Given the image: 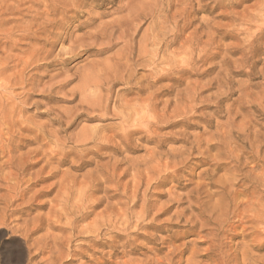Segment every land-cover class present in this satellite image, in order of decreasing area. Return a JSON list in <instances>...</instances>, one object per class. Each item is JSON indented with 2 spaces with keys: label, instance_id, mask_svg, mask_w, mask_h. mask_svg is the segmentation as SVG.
<instances>
[{
  "label": "rangeland",
  "instance_id": "rangeland-1",
  "mask_svg": "<svg viewBox=\"0 0 264 264\" xmlns=\"http://www.w3.org/2000/svg\"><path fill=\"white\" fill-rule=\"evenodd\" d=\"M167 1L165 18L140 14L135 21L114 23L111 40L79 48L77 39L90 42L84 35L95 25L126 15L129 0H0V69L5 68L0 72V123L11 120L0 125V264H168L171 257L169 264H264V223L250 221L252 213L245 208L253 199L260 201L258 210L264 203V0H170V8ZM43 19L51 24L41 26ZM90 23L92 27H86ZM162 26L165 33L177 31V39L163 52L166 62L158 65L155 82L137 53L139 46L152 49L148 40L157 27L163 32ZM188 38L194 42L191 57L181 48ZM127 40L133 54L130 71L117 61V51ZM170 40L168 35L163 44ZM115 44L107 54H94ZM105 57L112 58L110 69ZM189 57L193 63L185 67L181 62ZM178 63L185 72L179 73ZM92 68L104 72L85 91L83 78ZM137 84L145 89L138 95L131 91ZM87 97L102 104L109 100L106 115L82 109L80 101ZM134 99L156 102L155 113L163 118L148 129L123 124L129 138L119 145L115 135L121 132V122L112 113ZM139 109L134 108L142 112ZM184 111H189L188 120ZM151 113L143 112L147 117ZM93 128L101 130L102 137L111 136V144H102L111 150L75 144L79 133ZM203 129L206 133L200 135ZM178 133L186 143L177 142ZM7 153L15 159L33 158L27 174L44 167L41 181L25 190L24 200L15 202L12 189H26L34 181L14 178ZM216 167L220 169L206 181L203 171ZM226 176L229 183L222 193ZM218 180L220 184L200 191L199 200L189 197L200 183ZM144 202L150 212L141 218ZM226 202L230 214L217 240H211L207 233L219 225L222 218L217 216ZM215 207L219 212L212 214ZM125 209L130 216L122 231ZM182 244L187 248L182 254L167 255ZM209 248L218 256L209 255Z\"/></svg>",
  "mask_w": 264,
  "mask_h": 264
},
{
  "label": "bare ground",
  "instance_id": "bare-ground-1",
  "mask_svg": "<svg viewBox=\"0 0 264 264\" xmlns=\"http://www.w3.org/2000/svg\"><path fill=\"white\" fill-rule=\"evenodd\" d=\"M163 1H165V0H129V5L127 6V8H126V10H127V14L126 15H124L123 17H120V18H118V19H116V20H113L112 22H103V24L102 23H99L98 25H95L94 26V28H92L93 30H91V31H87L86 33H85V35L84 36H86L87 38H88V40H90V42H88V43H84L83 41V39H77V41H78V43H80V45H78L79 46V48H83V47H85V46H87V47H91L92 45H94L96 42H98L99 40H101V42H103V40H111V38H112V36H113V33L115 32V26H114V23H119V22H121V21H135L136 19H138L139 17H140V14H142V15H144L143 17H147V16H149L150 18H152L153 20H154V18H155V20H161L162 18H165V14H166V12L167 11H169V10H167V9H164V8H166V7H163ZM167 1V0H166ZM169 1V3H167ZM166 3H167V7L168 8H170V6H172L173 7V4L172 5H170V0H168ZM174 2V1H173ZM186 1L184 0V3H185ZM136 4V5H135ZM135 5V6H134ZM185 5V4H184ZM34 6V5H33ZM256 6V5H255ZM32 7V6H31ZM171 7V8H172ZM198 7V6H197ZM200 7V6H199ZM183 8V7H182ZM181 8V9H182ZM173 9V8H172ZM186 10V9H185ZM118 11H120V8L118 9ZM171 11V10H170ZM225 12V11H224ZM117 13V12H116ZM179 13V12H178ZM186 13V12H185ZM177 14V13H176ZM183 14V13H182ZM189 13H187V15H188ZM239 14V13H238ZM40 15H44V14H40ZM46 15V14H45ZM48 16L49 15H47V16H45L46 18H48ZM177 16V19H178V14L176 15ZM231 16V15H230ZM42 17V16H41ZM172 17V16H171ZM183 18V17H182ZM45 19V18H44ZM44 19H43V23L41 22V26H42V24L44 25V23H46L47 22V24L46 25H48V23H50L51 24V22H49V21H51V20H49V21H46V22H44ZM123 19V20H122ZM233 19V18H232ZM46 20V19H45ZM164 20V19H163ZM207 20V19H206ZM163 22V21H162ZM162 22H159V23H156V24H159V27H161L160 26V24H162ZM165 22V21H164ZM178 22V21H177ZM176 22V23H177ZM94 23H95V21H94ZM166 23V22H165ZM168 23V22H167ZM175 23V24H176ZM210 23V22H209ZM248 23V22H247ZM38 25V24H37ZM36 25V26H37ZM92 25H93V23H90V24H88L86 27H92ZM174 25V24H173ZM208 25V24H207ZM40 26V25H39ZM38 26V27H39ZM157 26V25H156ZM167 26V25H166ZM179 26V25H178ZM44 27V26H43ZM159 27H157L156 28V31H155V33L153 34V35H151L150 36V39L148 40L149 41V44H150V46H151V50H148L147 49V45H145L144 47H141V46H139V50H138V53H137V55H138V60L139 61H142L143 62V64H142V66H146V67H148V68H150L149 70H150V75H151V77L153 76V78H155L156 79V81L155 82H158L159 81V78L158 77H160V75H159V73H158V71L157 70H159L160 68L158 67V65L159 64H162V63H165L166 62V59H165V54L163 53V52H165L167 49V47H170V46H173L174 45V42L176 41V39H177V36L175 35L176 34V32H175V34H174V31H172V29H171V31L168 33H165L164 32V27L162 26V28H160V30H162L163 29V32H161V31H159L158 30V28ZM240 27V26H239ZM40 28V27H39ZM39 28H37V29H39ZM45 28V27H44ZM168 28H169V26H168ZM180 28V27H179ZM242 28V27H241ZM29 29V28H28ZM28 29H27V32H28ZM41 29V28H40ZM40 29L38 30V31H40ZM91 29V28H90ZM145 29V28H144ZM174 29H175V27H174ZM208 29V28H207ZM30 30V29H29ZM43 30H45V29H43ZM169 30V29H168ZM180 30V29H179ZM181 30H182V28H181ZM197 30V29H196ZM42 31V30H41ZM181 32V31H180ZM38 33V32H37ZM41 33V32H40ZM43 33V32H42ZM32 34H33V32H32ZM181 34V33H180ZM213 34V33H212ZM121 35H122V33H121ZM168 35H170V37H171V40H170V42H168V44L166 43V44H163L164 43V39L168 36ZM179 35V34H178ZM184 35V34H183ZM77 36V35H76ZM122 38H119V39H123V36H121ZM82 38V37H81ZM145 38H146V36H145ZM193 38V37H192ZM191 38V39H192ZM190 38H188V39H186L185 41H183L184 43H182V45H181V48L183 49V50H185V52H186V54H188V55H190L191 54V52H192V43H194V42H192L191 40H189ZM194 39V38H193ZM141 40V39H140ZM76 41V42H77ZM179 41V40H178ZM195 41V40H194ZM199 41V40H198ZM100 42V41H99ZM197 43V42H196ZM199 43V42H198ZM73 44V43H72ZM131 43H130V41H124L123 42V45H122V47H121V49H118L119 51H117V53H118V56H117V61H118V64L121 62L122 64H124L128 69H129V71H130V68L133 66V64H129L130 62H131V57H132V48L130 47L131 45H130ZM179 44H181V43H179ZM117 44H115V45H113V46H111V45H109V47H105V48H102L101 50H97V51H95V53L94 54H97V55H102V54H107V53H109L115 46H116ZM210 45V44H209ZM51 46H53V45H51ZM72 46V45H71ZM74 48V47H73ZM164 50H163V49ZM171 48V47H170ZM180 48V49H181ZM162 49V50H161ZM181 49V50H182ZM194 49V48H193ZM202 49H203V47H202ZM41 50V49H40ZM176 50V49H175ZM199 50H201V49H199ZM35 51V50H34ZM122 51H126L123 55H119V53H121L122 54ZM195 51V50H194ZM203 51V50H202ZM36 52V51H35ZM65 52H66V50H65ZM174 52V51H173ZM38 53V52H37ZM176 52H174V53H170V54H175ZM211 53V52H210ZM177 54H180V53H177ZM176 54V55H177ZM181 54H182V52H181ZM198 55H200V54H198ZM169 55H167V57H168ZM190 57H191V55H190ZM190 57L188 58V60L186 61V60H184L183 62H181L180 60H178V62H181V63H185V67L186 66H188L189 65V63L191 62L190 61ZM106 58V57H105ZM163 58H164V60H163ZM172 58H173V56H172ZM192 58H193V56H192ZM111 59L112 58H110V57H107L106 59H105V64H106V67L108 68V69H110L109 67V65H108V63L109 62H111ZM116 59V58H115ZM177 59H178V57H177ZM181 59H183V58H181ZM169 61H171V59L169 60ZM232 61V60H231ZM172 62V61H171ZM168 63H170V62H168ZM174 63V62H173ZM191 63H193V62H191ZM178 64H180V63H178ZM211 64V63H210ZM123 65V66H124ZM171 65V64H170ZM173 65V64H172ZM191 65V64H190ZM213 65V64H212ZM103 66H104V64H103ZM162 66V65H161ZM174 66V65H173ZM176 66V65H175ZM178 66H181V64L180 65H177V67ZM214 66V65H213ZM105 67V66H104ZM159 69H158V68ZM190 67H192V66H190ZM106 68V69H107ZM113 68V67H112ZM114 68H115V66H114ZM172 68V67H171ZM170 67H169V69H171ZM181 68V69H180ZM263 68V67H262ZM5 68H2V69H0V72L2 71V70H4ZM93 69V71H94V68H92ZM91 69V70H92ZM115 69H119V68H115ZM127 69V70H128ZM157 69V70H156ZM175 69V68H174ZM180 69V70H179ZM207 69H209V68H207ZM243 69V68H242ZM114 70V69H113ZM161 70V69H160ZM162 70H164V69H162ZM178 70H179V73H183V72H185V70L182 68V67H178ZM220 70V69H219ZM218 70V71H219ZM237 70V69H236ZM116 71V70H115ZM187 72H188V70H186ZM100 72H104L103 71V69H101V71H99L98 70V73H97V71H94V72H89L86 76H84V78H83V89L86 91L87 89H89L90 88V83H91V80H93V78L95 77H98V76H100ZM248 72V71H247ZM116 73V72H115ZM118 73V72H117ZM161 73V72H160ZM164 73V72H163ZM120 74V73H119ZM162 74V73H161ZM159 75V76H158ZM158 76V77H157ZM164 76V75H163ZM263 76V75H262ZM83 77V76H82ZM118 77H119V75H118ZM118 77H117V75H115V77H114V79H118ZM167 77V76H166ZM120 78V77H119ZM169 78V77H168ZM264 78V77H263ZM82 79V78H81ZM118 80H120V79H118ZM128 80V79H127ZM125 82V81H124ZM196 82V81H195ZM198 83V82H197ZM149 85V84H148ZM147 85V86H148ZM193 86V85H192ZM95 87V86H94ZM107 87V86H106ZM252 87V86H251ZM96 88H97V86H96ZM95 88V89H96ZM145 88H146V86H145ZM149 88V87H148ZM94 89V90H95ZM98 89V88H97ZM150 89V88H149ZM82 90V89H81ZM135 91V94L136 95H138V94H140V93H142V92H144L145 91V89H144V87L142 86V85H136L135 86V88H132L131 89V91ZM158 90V89H157ZM89 91V90H88ZM83 93V92H82ZM195 94V93H194ZM106 95V94H105ZM192 95V94H191ZM90 96H91V94H90ZM96 96V95H95ZM150 96V95H149ZM152 96H153V94H152ZM155 96V95H154ZM102 97V96H101ZM191 97V96H190ZM189 97V98H190ZM240 97V96H239ZM88 98V97H87ZM84 99V100H81L80 101V104H81V107H82V109H84L85 111H88L89 110V112H90V110H91V112L93 111H95V110H98V111H104L105 112V115H106V113H107V111L109 110V108H108V102H109V100H106L105 101V103H101V102H94V100H92L93 102H90L89 101V98L88 99ZM104 98V97H103ZM91 99V98H90ZM106 99V98H105ZM142 99V98H141ZM194 99H195V97H194ZM194 99H192L193 100V102H194ZM139 100L140 99H134L133 101L135 102V103H133L132 105H128V103H123L124 105L122 106V103H121V108H122V111H118L117 110V108H116V110H117V112L118 113H115V112H113L112 114H113V116L114 115H116V116H119V119H120V122H121V132H120V134H117V135H115V137L116 138H118V140H119V145L120 144H127V138H129L128 137V133H127V127H125L123 124H125V125H128V126H131V127H134V128H139V127H144V128H146V129H148V128H150L151 126H157L159 123H160V120L163 118V117H159V115H157V113H155V107H156V102H154V101H146V100H149V98L147 97V99L145 100L146 102H142V103H139ZM171 100V99H170ZM191 99H190V101H192ZM96 101V100H95ZM102 101V100H101ZM108 101V102H107ZM132 101V102H133ZM200 101V100H199ZM131 102V103H132ZM201 102V101H200ZM147 103V104H146ZM166 104L168 103V102H165ZM164 103V104H165ZM80 104H79V106H80ZM137 104V105H136ZM168 105V104H167ZM189 105V104H188ZM205 105V104H204ZM233 105V104H232ZM78 106V105H77ZM212 106V105H211ZM218 106V104L216 105V107ZM135 107H138V108H140L139 110L140 111H142V112H137L138 110H134V108ZM167 107V106H166ZM189 107V106H188ZM193 107V106H192ZM192 107H191V109H192ZM196 107V106H195ZM229 107V106H228ZM133 108V109H132ZM164 108V107H163ZM190 108V107H189ZM218 108V107H217ZM114 109V108H113ZM132 109V110H131ZM226 109V108H225ZM83 110V111H84ZM157 110V109H156ZM185 110V109H184ZM193 110V109H192ZM162 111V110H161ZM165 111V110H164ZM81 112V111H80ZM143 112L144 113H147L148 114V112L149 113H151L152 115H150V116H146V115H144L143 114ZM159 112V114H160V111H158ZM103 113V112H102ZM183 113V115H185L184 116V119H187L188 118V113H189V111H188V113L186 112V111H184V112H182ZM182 113H181V115H182ZM236 113V112H235ZM162 114H163V112H162ZM102 115H104V114H102ZM167 115V114H166ZM11 116V115H10ZM70 116V115H69ZM164 116V115H163ZM103 117V116H102ZM172 117V116H171ZM11 118V117H10ZM176 118H177V116H176ZM11 119H14V118H11ZM168 120L167 121H169V117L167 118ZM184 119H182V120H184ZM2 120V119H1ZM87 121H89L90 120V118H87L86 119ZM181 120V119H180ZM188 120V119H187ZM11 121V120H10ZM9 121V122H10ZM170 121H171V119H170ZM190 121V120H189ZM8 122V120H7V122H5V123H7L8 125H10V123ZM14 123H15V121H13ZM166 122V121H165ZM1 123H3V121L1 122ZM0 123V125L3 127V125ZM14 123H13V125H14ZM71 123V122H70ZM7 124H5L4 125V127L5 126H7ZM12 124V123H11ZM130 124V125H129ZM164 124V123H163ZM167 124H169L168 122H167ZM170 125V124H169ZM12 126V125H11ZM2 127L0 128L1 130H2ZM10 127V126H9ZM129 128V127H128ZM216 128V127H215ZM7 129V128H6ZM100 129H101V127H100ZM222 131V130H221ZM101 132V130H99V129H92V130H90V131H83V132H81V133H79V135H77V137L76 138H74V141H75V144L76 145H87V144H90V143H92V144H94V145H98L99 146V148L100 149H107V150H111L112 148H110V146H102V144L103 143H110V141H111V136H107V137H110V138H106V136H104V137H102V136H100L99 135V133ZM204 133H206V131L203 129V132L200 134V135H203ZM77 134V133H76ZM178 134H180V133H178ZM199 134V133H198ZM181 135V134H180ZM227 135V134H226ZM195 136H199V135H195ZM194 136V137H195ZM223 136V135H222ZM188 137H189V135H188ZM202 137V136H201ZM185 137H184V134H182L181 136H180V139H177V142H181V143H186L187 141H186V138L184 139ZM197 138V137H196ZM198 139H199V137H198ZM197 139V140H198ZM114 140V139H113ZM160 142V141H159ZM58 143V142H57ZM56 143V144H57ZM198 143H199V141H198ZM1 144V143H0ZM111 144V143H110ZM114 145V144H113ZM158 145H159V143H158ZM114 146H116V145H114ZM128 146V145H127ZM163 146V145H162ZM4 147V146H3ZM2 147V148H3ZM157 147V146H156ZM155 147V148H156ZM8 148V147H7ZM7 148H6V150H7ZM159 148V147H158ZM181 149L183 148V147H180ZM211 147L210 146H208L207 148H206V151L208 152L209 150H211L210 149ZM157 149V148H156ZM179 149V148H178ZM177 149V150H178ZM2 150V149H1ZM8 150H9V148H8ZM114 150V149H113ZM123 150V149H122ZM257 150V149H256ZM35 151V150H34ZM124 151V150H123ZM152 151V150H151ZM150 151V152H151ZM3 152V151H2ZM8 152V151H7ZM12 152V151H11ZM114 152H116L115 150H114ZM173 152V151H172ZM171 152V153H172ZM183 152H185V151H183ZM8 153H10V152H8ZM7 153V154H8ZM13 153V152H12ZM152 153V152H151ZM150 153V154H151ZM3 154H4V152H3ZM6 154V153H5ZM27 154H28V152H27ZM33 154V153H32ZM34 154H36V153H34ZM33 154V155H34ZM38 154V153H37ZM37 154L35 155V156H37ZM153 154V153H152ZM9 155V154H8ZM12 156V155H11ZM21 155H19V157H18V159H19V161H18V159H17V157H16V159H17V163H15L14 162V157L12 156L11 158H10V155H9V159H7L6 161V164H8V166L9 167H11V168H13L15 171L13 172L14 174V176H17V177H14L13 175H12V172H11V176H13L15 179H20L19 177L20 176H23V177H25V176H28L29 177V179H27V181H25V183H29L30 181L32 182V181H34L33 183H30L29 185H26V186H28V187H26V189H22V190H20L19 189V187L17 188V189H12L13 190V192L15 191V193H14V200H15V202L16 201H19V200H24L23 199V197H24V195L26 194V191L25 190H27V191H29V188L32 186V185H34V184H36L37 182H40L41 181V178L39 177V175L42 173V171H43V169H44V167H42L38 172H36V174L34 175V174H27L26 172L28 171V169L32 166V164H34V163H32V159L30 158V157H28L27 158V155L26 156H21ZM30 156L32 157V155H31V153H30ZM151 156V155H150ZM216 156V155H215ZM215 156H214V158H215ZM23 157H25L26 159H24ZM188 157V156H187ZM14 158V159H13ZM21 158H23V159H21ZM234 158H236V157H232V159H234ZM16 159H15V161H16ZM51 159V158H50ZM12 160H13V162H12ZM38 161V160H37ZM36 161V162H37ZM40 161V160H39ZM59 161V160H58ZM167 161V160H166ZM211 161H213V160H211ZM33 162H35V159H34V161ZM48 162H49V160L48 161H46L45 162V164L47 165L48 164ZM232 162V161H231ZM15 163V164H14ZM157 163V162H156ZM176 163V162H175ZM1 164H3V163H1ZM237 165H238V163H237ZM5 167H7L6 165H4ZM3 166V167H4ZM2 167V168H3ZM46 167V166H45ZM12 169V170H13ZM218 169H220L219 167H216V168H214V169H212V170H210V169H207V170H204L203 172H204V175H205V177H206V181L208 180V179H210V177H214L215 176V174L214 173H216V171H218ZM1 170V169H0ZM114 170V169H113ZM2 171V170H1ZM52 173V172H51ZM127 173V172H126ZM200 173V172H199ZM1 174H2V172H1ZM9 174V173H8ZM124 174V173H123ZM202 174V173H201ZM35 176V178H33V180L31 179V177L32 176ZM10 176V177H11ZM230 177H232V175H229ZM13 178V179H14ZM134 178V177H133ZM24 178H22V179H20L21 180V182H22V180H23ZM72 179V178H71ZM6 180H7V177H6ZM12 180V179H11ZM36 180V181H35ZM84 180V179H83ZM150 180V179H149ZM229 178L226 176V182H225V184L223 185V186H221V188H222V193H224L225 192V189H226V185H228V183H229ZM9 181V180H8ZM14 181H16V180H14ZM264 181V180H263ZM20 182V183H21ZM214 182V181H213ZM212 181L211 182H208V183H205V184H203V183H200L197 187H196V189H192L191 191H190V193H191V195L192 196H189L191 199H193V198H195L196 200H199V195H200V191L204 188V187H208V186H212V185H216L217 183H219L220 181L218 180L217 182H215V183H213ZM24 183V184H25ZM62 183V182H61ZM263 183V182H262ZM220 184V183H219ZM15 185V184H14ZM16 185H18V183L16 184ZM20 185V184H19ZM63 185V183L62 184H60V186H62ZM59 186V187H60ZM231 186H233V185H231ZM71 187V186H70ZM87 187V186H86ZM138 187V185H136L135 187H133V188H137ZM1 188V187H0ZM65 188H68V187H66L65 186ZM60 189V188H59ZM64 189V188H63ZM63 189H61L62 190V192L65 190H63ZM8 190V189H7ZM67 190V189H66ZM264 190V189H263ZM60 191V190H59ZM58 191V192H59ZM68 191V190H67ZM133 191H135V190H133ZM207 192H209V190L207 191ZM236 191H234V193H235ZM133 193V192H132ZM215 193V192H214ZM38 194V193H37ZM62 194V193H61ZM238 194V193H237ZM236 194V195H237ZM242 194V193H241ZM251 194H253V193H251ZM255 194V193H254ZM64 194H62V196H63ZM65 195H66V193H65ZM65 195H64V197H65ZM91 195V194H90ZM134 195H137V194H135V192H134ZM134 195H133V198H132V196H131V202H132V204L135 206L136 204H137V202L135 201V197H134ZM196 195V196H195ZM212 195H213V192L212 191H210V193H207V197L208 198H211L212 197ZM61 196V197H62ZM60 197V198H61ZM80 197V196H79ZM180 197V196H179ZM183 197V196H182ZM188 197V199L189 200H191L190 198ZM58 198V197H57ZM63 198V197H62ZM69 198V197H68ZM67 198V196H66V199H68ZM177 198V197H176ZM260 198V197H259ZM79 199V198H78ZM234 199H236V198H234ZM7 200V199H6ZM29 200V199H28ZM81 200V199H80ZM220 200H221V197H220ZM256 200V199H255ZM254 199L252 200V201H247V202H245V204H247V205H245V208L246 209H249V211L252 213L251 214V217H250V221H252V222H254V223H264V218L262 217V216H264V203H261V204H263V205H261L260 207V209L258 210V208L256 207V206H259V204H260V201H258L259 199H257L256 201H255ZM261 200V199H260ZM64 201H65V199H64ZM77 201V200H76ZM218 202V201H217ZM220 202V201H219ZM264 202V201H263ZM75 203V202H74ZM242 203V202H241ZM65 204V203H64ZM218 204V203H217ZM219 204H221V203H219ZM141 205V211L137 214L138 216H140L141 218H143V217H147L148 216V213L150 212L149 210V212L147 211V209H149L147 206L148 205H146L145 204V202L144 203H142V204H140ZM222 205V204H221ZM244 205V204H243ZM190 207L188 208L189 209V211L190 212H192L193 210H192V207H191V204L189 205ZM15 207V206H14ZM222 208H223V210H225V211H218L217 210V208L215 207V208H213L210 212L212 213V214H214V213H218L219 212V215L217 216V217H219V218H222L220 221H219V225L215 228V229H212V230H209V232L207 233V236H209L210 237V239L211 240H217V238L219 237V232H220V228H221V225L223 224V223H225V221H226V219H225V216H228V214H230V203L229 202H226L224 205H222L221 206ZM1 208V207H0ZM17 208V207H16ZM82 208V207H81ZM79 209H80V207H79ZM107 209V208H106ZM109 209V208H108ZM107 209V210H108ZM204 209V208H203ZM107 210H105V211H107ZM79 211V210H78ZM104 211V212H105ZM122 211V210H121ZM121 211L119 212V213H121ZM81 212V211H80ZM118 212L117 213H115L116 214V216H117V214H118ZM124 212L125 213H123V219H121L122 220V223L120 224V226L122 227L121 229H119V230H124V231H126L127 230V227L125 228V225H126V223H127V215H129L130 216V214L128 213V210H124ZM53 213V212H52ZM65 213V212H64ZM103 213V212H102ZM106 213V212H105ZM104 213V214H105ZM110 213H112V212H110L109 211V214ZM193 213H194V211H193ZM50 214H51V212H50ZM103 214V215H104ZM115 214H114V216H115ZM232 214L234 215L235 214V210L232 212ZM53 215V214H52ZM112 215H113V213H112ZM112 215H110V218H111V216ZM118 215H120V214H118ZM121 215H122V213H121ZM90 216V215H89ZM191 216H194V215H191ZM195 216H199V215H195ZM50 217H51V215H50ZM81 217V216H80ZM83 218L84 217H86L85 215L84 216H82ZM88 217V216H87ZM108 217V215H106V218ZM120 217V216H119ZM118 216H117V219L119 218ZM216 217V216H215ZM64 218V217H63ZM131 218H132V216H131ZM140 218V219H141ZM263 218V219H262ZM109 219V218H108ZM120 219V218H119ZM130 219V218H129ZM145 219V218H144ZM101 220H102V217H101ZM104 220H106V219H104ZM120 220V221H121ZM93 221H95V220H93ZM107 221H109V220H107ZM113 221V220H112ZM260 221V222H259ZM36 222V221H35ZM39 222H41V221H39ZM114 222H115V220H114ZM43 223H44V220H43ZM105 223H106V221H105ZM108 223H111V221L110 222H107V224ZM116 223V222H115ZM114 223V224H115ZM130 223H131V221H130ZM40 224V223H39ZM66 224V223H65ZM91 224H94V223H91ZM41 225V224H40ZM95 225H96V223H95ZM104 225V224H103ZM111 225V224H110ZM118 225V224H117ZM206 225V223L205 222H203L202 221V223L200 224V228H201V232H205V231H203L202 230V228H203V226H205ZM42 226V225H41ZM88 226V225H87ZM86 226V227H87ZM92 226H94V225H92ZM112 226H114L113 224H112ZM108 227V226H107ZM35 228V227H34ZM96 228V227H95ZM113 228V227H112ZM115 228H116V225H115ZM120 228V227H119ZM227 228V227H226ZM32 230H34L33 228H31ZM37 229H38V227H37ZM36 229V230H37ZM88 229V228H87ZM126 229V230H125ZM207 229V228H206ZM229 229V228H228ZM84 230H86V229H84ZM89 230V229H88ZM111 230V229H110ZM114 230V229H113ZM113 230H111V231H113ZM118 230V228H116V230H114V231H117ZM28 231V230H27ZM96 231V230H95ZM30 232H32V231H30ZM92 233H93V230L91 231ZM99 232V231H98ZM92 233H90L91 235H92ZM121 233V232H120ZM123 233V232H122ZM99 234V233H98ZM117 234H119V233H117ZM95 237H96V234H95ZM117 238H119L120 236H116ZM207 238V237H206ZM42 239V238H41ZM44 239V238H43ZM200 242V241H199ZM210 243V242H209ZM212 244V243H211ZM211 244H208V245H211ZM176 248V247H175ZM259 248V247H258ZM187 248H186V245L184 244H182L181 246H179L178 248H176L175 250H172V251H169L168 252V254L167 255H170L169 257H171V256H175L176 254H174V253H177L178 255L179 254H182L185 250H186ZM235 249V248H234ZM196 250V249H195ZM205 251V250H204ZM207 251H209V255H210V253L212 252V254L214 255L215 253H213V249H211V248H209ZM250 253V252H249ZM252 253V252H251ZM209 255L208 254H206L205 256H207V257H209ZM214 256H218L217 254L216 255H214ZM168 256H167V258H169ZM57 258V257H56ZM166 258V257H165ZM166 258V259H167ZM245 258V257H244ZM261 258V257H260ZM151 259V258H150ZM162 260H164V259H162ZM171 260H172V257H171V259H167L166 261H167V263L169 264L170 262H171ZM244 261H246L247 260V258H245V259H243ZM257 260V259H256ZM159 260H157L156 261V263L158 262ZM160 262V261H159ZM158 262V263H159ZM20 263V262H19ZM160 263H164V262H160ZM259 264V262L257 261H253V262H249L248 264ZM175 264V263H174Z\"/></svg>",
  "mask_w": 264,
  "mask_h": 264
}]
</instances>
